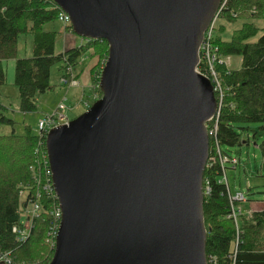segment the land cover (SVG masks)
Returning a JSON list of instances; mask_svg holds the SVG:
<instances>
[{"label":"water","instance_id":"water-1","mask_svg":"<svg viewBox=\"0 0 264 264\" xmlns=\"http://www.w3.org/2000/svg\"><path fill=\"white\" fill-rule=\"evenodd\" d=\"M52 1L108 55L101 97L45 137L61 211L48 264H207L202 179L218 103L197 67L221 0Z\"/></svg>","mask_w":264,"mask_h":264},{"label":"trees","instance_id":"trees-1","mask_svg":"<svg viewBox=\"0 0 264 264\" xmlns=\"http://www.w3.org/2000/svg\"><path fill=\"white\" fill-rule=\"evenodd\" d=\"M59 14L60 9L52 0H0V87L6 82L3 63L15 60L13 82L18 91V110L22 114L36 112L38 96L54 89L50 84L54 66L60 65L61 78L68 79L70 71L76 80L75 72L85 56L100 61L107 54L105 41L81 38L80 45L57 52V33L44 31V27L58 21ZM241 17L264 19V0H230L228 8L220 13V21L229 24ZM65 30L72 32L70 25ZM220 32H224L223 26ZM258 32V26L247 21L228 41L214 34L217 60L239 56L241 66L232 70L216 62L214 71L219 88L214 94L219 109L217 117L206 126L207 130L216 127L214 136H209V158L216 157L215 145L219 146L222 156H228L223 147L249 143V140L243 142L242 136L250 131L252 141H259L264 168V30L251 42ZM26 35L31 37V56L16 59L18 39ZM202 67L201 62L198 66L201 72ZM98 70L97 67V73ZM98 77L96 74L97 85ZM6 125L13 127L14 121L0 114V126ZM246 137H249L247 133ZM38 144V136L28 126L23 135H16L13 130L9 135H0V257H6L9 264H32L37 260L47 264L52 256L48 231L53 201L47 192L34 185L30 170L39 159ZM223 177L225 167L223 170L218 161L208 160L202 179L206 260L211 256L219 264H264V206L259 211H251L248 219L245 215L239 216L236 231L233 219L227 218L231 212L230 191ZM37 188L41 194L40 211L32 220L28 238L20 242L12 230L21 227L26 219L28 202H22L19 193L24 192L28 198L26 194H34ZM238 205L235 203L234 208ZM237 234L239 242L233 252Z\"/></svg>","mask_w":264,"mask_h":264},{"label":"rangeland","instance_id":"rangeland-1","mask_svg":"<svg viewBox=\"0 0 264 264\" xmlns=\"http://www.w3.org/2000/svg\"><path fill=\"white\" fill-rule=\"evenodd\" d=\"M229 2L230 0H225L224 3H222L223 8H228ZM218 20L219 19L215 21V34L227 41L231 38L233 32L240 28L242 23H245L247 21L253 22L259 28L258 35L253 38L251 42L255 41L264 30V19L257 20L253 18L246 19L241 17L237 18L235 22L230 24L226 23L223 20ZM220 26L224 27V32H220ZM44 31H54L57 33V48L60 47L61 42L65 39L66 36L68 37V40H75V42H78V45H80L79 43L81 39L75 36L70 31L66 32L65 26L59 21L45 25ZM107 55L108 47L106 56H103L100 61L95 58L90 59L89 55H87L88 59L85 56V59L82 60L75 72L77 74L76 80L74 79L75 85H71L68 83L71 77H69L68 79L61 78L62 74L59 72L60 65L54 66L51 69L50 74V84L54 87V89L38 96L36 112L29 114H22L18 110V91L13 82L15 60L5 61L3 63V67L5 70L6 82L3 86L0 87V114H3L7 118L13 120L14 125L13 127L8 125L0 126V135H9L12 130L16 135H23L25 133V126L31 128L32 133L36 135L38 133L37 125L40 121H44L47 119L51 123V127L49 129H52L53 126L57 127L59 125L66 124L68 121L73 120L83 114L86 111L85 107H90L101 96L99 87L96 84V74H99L100 77L101 70L107 59ZM30 56L31 37L28 35L20 36L18 39L16 59L26 58ZM228 60L229 69L238 70L240 68L241 58L239 56L228 57ZM97 67L100 68V70H98V73L96 72ZM96 85L100 92V96L98 94ZM246 133L249 137H246ZM242 137L244 139L243 142L249 140V143H243L241 146L228 148L223 147V150L229 157H236L239 159V164L235 168H232L231 164H226L224 167L226 185L228 186L231 195H234V193L236 192H240L243 193L248 200V202L246 203H239L238 206H235V208L240 209L242 215H245L248 219V213L250 211H259L264 206V168L261 165L262 159L258 147L259 141L257 143L252 141L250 131H246ZM214 148L217 149V147L215 146ZM38 150L39 152L44 154L45 141L42 142L41 140V143H39L38 145ZM42 167L43 165L41 167H35V175H41L43 180L46 181L45 173L42 174ZM34 185H36L35 181ZM38 189L39 188H37L36 190ZM28 209L33 210L32 207ZM238 215L240 214L238 213ZM53 226L54 222L52 221L49 227L48 234H51L50 228H52ZM48 244L50 249L52 250L53 256L52 235L49 236ZM32 264L43 263H41L40 260H37Z\"/></svg>","mask_w":264,"mask_h":264},{"label":"built area","instance_id":"built-area-1","mask_svg":"<svg viewBox=\"0 0 264 264\" xmlns=\"http://www.w3.org/2000/svg\"><path fill=\"white\" fill-rule=\"evenodd\" d=\"M224 1L225 0H221V5H220L221 9H223L222 3H224ZM217 19H219L218 21H220V14H216L215 18L210 23L207 31L204 33L203 41L199 47V64L202 62V64H203L202 71L203 72L199 71L198 67H197V71L200 74H202L204 77H206L211 82L214 91H217V89L219 88V81H218L217 76L215 74L214 66H215L216 62H218L220 64L224 63L225 65L228 66V61H229L228 58L217 60V58L215 56V52L217 51V49H215V45L213 44V37H214L215 31H216V26H215L216 22L215 21ZM58 21L60 23H62L65 27L70 25L69 17L65 13H63L62 11H60V14L58 15ZM199 64H198V66H199ZM69 73H70L69 77H71V78H70V81L68 83L71 85L72 84L75 85L74 75L71 74L70 71H69ZM86 108H88V106L85 107V109ZM218 109H219V105H218ZM217 114H218V112H217ZM217 114L214 118L217 117ZM50 125H51V123L47 119L44 121L38 122V125H37L38 133L36 135L38 136L39 143H41V140H42V142L45 141L46 134L50 130L49 128L51 127ZM206 129H207V126H206ZM215 130H216V127H214L213 129L207 130L208 136H214ZM215 147H217V149H215L216 157L215 156H213L211 158L208 157L209 162L215 163L218 161L221 168H223V170H224V166L226 164H231V165H233V167H235L239 164L238 158L229 157L226 155L222 156L220 154L221 152H220L219 146L215 145ZM42 165H43L42 174L45 173L46 181L43 180L41 175H35V167H37V166L41 167ZM30 170L33 174V178H34L33 180L35 181V184L38 187H41V191L43 190V191L47 192L48 193L47 195L53 201L52 202V208L50 211V215L52 217V221L54 222V226L52 228H50L51 234H48V235L53 236L52 247L54 249L55 237H56L59 222L61 219V211L59 208L57 197H56L54 190H53V187H52L51 174L49 171L47 155L45 154V150H44V154L39 152V159L36 161V166L31 167ZM222 181L226 185V178L225 177H223ZM26 195L28 196V198L25 197V194H23V192H20L19 193L20 200L22 202H25V200H26V202H28V208L32 207L33 210L32 209H26L25 214L27 217L25 216L26 219L23 220L21 227H14L12 230L18 236V239H19L18 241H20V242H24L28 238V236L31 232V228H32V220H33V218L38 216L39 211H40V203H39L40 199H41L40 189L36 190V192L34 194H31V195L26 194ZM228 195H229V201H230V205H231V212L227 216V218L233 219V221L235 223L236 231H237L238 230L237 218L242 215V212L240 209L234 208V204L235 203H246L247 199H246V196L240 192H236L234 195H231L229 193ZM236 211L240 215H238V213ZM25 214H23V215H25ZM250 216H251V211L248 213V218H250ZM238 242H239V240H238V234H237V237L235 239L234 246H233V252L235 251ZM206 261H207V264H219L217 262V260L211 256L208 257ZM0 262H4L6 264H9L6 257H0Z\"/></svg>","mask_w":264,"mask_h":264},{"label":"crops","instance_id":"crops-1","mask_svg":"<svg viewBox=\"0 0 264 264\" xmlns=\"http://www.w3.org/2000/svg\"><path fill=\"white\" fill-rule=\"evenodd\" d=\"M80 43H82L81 40H80ZM73 46H78V42H75V40H68V37L66 36L65 39L61 42L60 47L57 48L56 46V51L62 52L68 48H72Z\"/></svg>","mask_w":264,"mask_h":264},{"label":"bare ground","instance_id":"bare-ground-1","mask_svg":"<svg viewBox=\"0 0 264 264\" xmlns=\"http://www.w3.org/2000/svg\"><path fill=\"white\" fill-rule=\"evenodd\" d=\"M221 11H222V9H221V8H219V9L217 10L216 14H220V13H221ZM214 92H215V91H214Z\"/></svg>","mask_w":264,"mask_h":264}]
</instances>
